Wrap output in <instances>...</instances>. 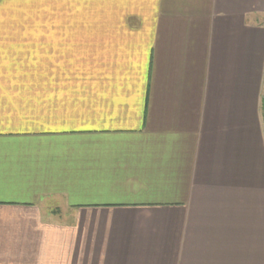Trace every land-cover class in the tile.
Wrapping results in <instances>:
<instances>
[{
	"label": "crops",
	"instance_id": "obj_1",
	"mask_svg": "<svg viewBox=\"0 0 264 264\" xmlns=\"http://www.w3.org/2000/svg\"><path fill=\"white\" fill-rule=\"evenodd\" d=\"M263 92L264 0H0V264H264Z\"/></svg>",
	"mask_w": 264,
	"mask_h": 264
},
{
	"label": "trees",
	"instance_id": "obj_2",
	"mask_svg": "<svg viewBox=\"0 0 264 264\" xmlns=\"http://www.w3.org/2000/svg\"><path fill=\"white\" fill-rule=\"evenodd\" d=\"M262 114H263V118H264V100L262 102Z\"/></svg>",
	"mask_w": 264,
	"mask_h": 264
},
{
	"label": "rangeland",
	"instance_id": "obj_3",
	"mask_svg": "<svg viewBox=\"0 0 264 264\" xmlns=\"http://www.w3.org/2000/svg\"><path fill=\"white\" fill-rule=\"evenodd\" d=\"M263 95H264V92H263ZM60 213H61V211H59V213H58V214L60 215ZM59 215H56V216H59Z\"/></svg>",
	"mask_w": 264,
	"mask_h": 264
},
{
	"label": "built area",
	"instance_id": "obj_4",
	"mask_svg": "<svg viewBox=\"0 0 264 264\" xmlns=\"http://www.w3.org/2000/svg\"><path fill=\"white\" fill-rule=\"evenodd\" d=\"M263 100H264V95H263Z\"/></svg>",
	"mask_w": 264,
	"mask_h": 264
}]
</instances>
